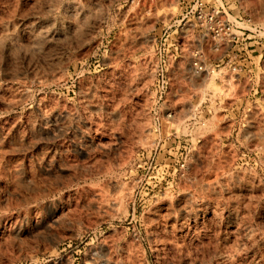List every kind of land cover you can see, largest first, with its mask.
Segmentation results:
<instances>
[{
	"label": "rangeland",
	"instance_id": "1",
	"mask_svg": "<svg viewBox=\"0 0 264 264\" xmlns=\"http://www.w3.org/2000/svg\"><path fill=\"white\" fill-rule=\"evenodd\" d=\"M188 2L0 0V264H264V0Z\"/></svg>",
	"mask_w": 264,
	"mask_h": 264
},
{
	"label": "built area",
	"instance_id": "2",
	"mask_svg": "<svg viewBox=\"0 0 264 264\" xmlns=\"http://www.w3.org/2000/svg\"><path fill=\"white\" fill-rule=\"evenodd\" d=\"M224 1L225 0H189L186 6L189 8L191 15L189 16V13L186 12L178 20H175L168 29L175 26V31H177L178 27L182 30V27L188 24V26L196 32L197 36H195L189 44L187 43L183 46L185 43L181 35H170L169 45L172 47V50L177 51L178 49L182 50L184 47H187V50L194 56L200 55L204 47L208 45L207 42L210 40V35L217 30V27L220 26V30L223 29V13L225 12ZM168 29L164 30V33H167ZM211 38L215 39V35ZM212 46L214 45L212 44ZM190 67L195 71L201 70V65L197 60H193L190 63Z\"/></svg>",
	"mask_w": 264,
	"mask_h": 264
}]
</instances>
